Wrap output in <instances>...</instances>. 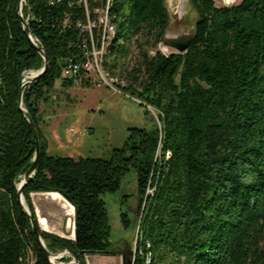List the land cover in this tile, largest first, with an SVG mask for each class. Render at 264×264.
<instances>
[{
	"label": "trees",
	"instance_id": "16d2710c",
	"mask_svg": "<svg viewBox=\"0 0 264 264\" xmlns=\"http://www.w3.org/2000/svg\"><path fill=\"white\" fill-rule=\"evenodd\" d=\"M50 1L27 0L23 7L30 34L49 58L47 73L24 93V114L23 77L41 70L44 60L24 31L21 0H0V264H24L30 255L36 264H51L19 203L18 184L36 152L29 119L41 154L23 191L26 205L36 220L32 194L59 193L75 208V240L38 227L51 253L68 251L82 264L90 255L123 256L127 250L110 241L102 195L116 192L135 169L151 264H264V0L221 7L190 0L194 40L185 53L168 55L158 49L171 23L166 0H116L114 22L124 44L115 47L107 71L121 70L123 90L157 108L163 122L154 132L131 130L106 159L48 153L40 103L57 80L75 84L62 70L81 39L79 31L63 29L67 6ZM134 44L138 54L128 71L123 61ZM122 222L129 226L126 214Z\"/></svg>",
	"mask_w": 264,
	"mask_h": 264
},
{
	"label": "rangeland",
	"instance_id": "374dc122",
	"mask_svg": "<svg viewBox=\"0 0 264 264\" xmlns=\"http://www.w3.org/2000/svg\"><path fill=\"white\" fill-rule=\"evenodd\" d=\"M217 6H226L231 1L214 0ZM241 0H234L231 5ZM171 16L167 38H182L193 34L197 14L190 0H166ZM229 6V5H228ZM133 53L123 61L131 70L138 51L132 45ZM173 50L170 49L169 53ZM27 76L30 73L26 74ZM113 87L104 81H76L74 85L65 87L64 80L59 79L48 95L46 102L40 103L39 127L48 146L51 156L63 158H109L113 151L123 148L131 134V130L140 129L148 132L160 130L162 114L146 100L138 95H131L123 90L128 86L121 70L109 74ZM46 193L32 194V202L40 222V217L48 220L50 229L44 231L73 238L74 216L69 206L50 201L44 197ZM64 198V197H63ZM106 204L111 226L110 241L116 248L126 253L105 256L97 259L89 257L87 264H125V255L134 256L138 225L142 215L139 209L138 177L135 169L130 170L121 180L120 188L114 193L102 195ZM67 206V207H65ZM126 214L129 226L125 227L122 215ZM69 258V256H66ZM60 258V257H59ZM59 260H55L59 264Z\"/></svg>",
	"mask_w": 264,
	"mask_h": 264
},
{
	"label": "built area",
	"instance_id": "2783aa9c",
	"mask_svg": "<svg viewBox=\"0 0 264 264\" xmlns=\"http://www.w3.org/2000/svg\"><path fill=\"white\" fill-rule=\"evenodd\" d=\"M116 0H51L52 6L65 4L69 11H66L62 26L65 30H77L81 35L78 51L69 55L62 70L64 78H71L75 81H104L115 91L120 92L113 87V78L107 71L108 64L112 61L111 54L116 50V46L124 44L118 37L117 24L114 22L113 8ZM234 2L231 1V3ZM227 3L226 6H230ZM35 40V39H34ZM37 42V40H35ZM159 51L168 55L169 50L164 44H160ZM153 54L155 52H152ZM161 151H158L157 157L161 158ZM170 157V153H166ZM152 193L153 190H149ZM69 203V202H68ZM70 204V203H69ZM144 211V210H143ZM142 215L138 225V236L136 237V246L132 264H151L152 253L151 244L143 241L141 233ZM73 221V234L75 230V213ZM74 238V237H73ZM72 238V239H73ZM89 256H86L88 259ZM24 264H36L32 255Z\"/></svg>",
	"mask_w": 264,
	"mask_h": 264
},
{
	"label": "water",
	"instance_id": "95a60500",
	"mask_svg": "<svg viewBox=\"0 0 264 264\" xmlns=\"http://www.w3.org/2000/svg\"><path fill=\"white\" fill-rule=\"evenodd\" d=\"M26 4H27V0H21V4H20L19 9H18L19 16L21 17L22 24L24 26V31H25L26 35L28 36V38H29V40H30V42L32 44V47L40 54V56L44 60V67L41 70L37 71V72H31L30 75H28V76L26 75V76L23 77L22 85L20 87L19 104H20V109H21V111L24 114H27V110H26L25 104H24V93H25L26 89L31 84L36 83L41 77H43L47 73V71L49 69V58H48L44 48L41 47L34 40L32 35L30 34L29 21H30V17L31 16L29 15L27 20H25L23 18V7ZM193 40H194V37L192 35L185 36V37H182V38H172V39L166 37V39H165L163 44L168 49H172L175 52H177L179 54H182V53H185L188 50V48L191 45ZM29 122L31 124L32 130L34 132L35 139H36V152H35L31 167L25 173V175L22 177L21 182L18 184V195H19V203L21 205V209L30 218L35 238H36L38 244L40 245L45 257L47 258V260L51 264H56L55 260L62 259L63 257H66V256H69V258H71V261L69 263H59V264H82L81 262L76 260L74 257H72L71 253L68 252V251H64V252H60V253H57V254H53L47 249L46 244H45L44 240L42 239V237L40 235V232H39V229H38V227H39L41 230H43L41 228V226H40V222L38 220V217H37V220H36L33 217L29 207L26 205V201H25V198H24V195H23V191H24V188L33 180L34 176L36 175L38 162H39L40 154H41L40 139H39V135H38V132H37L36 125L31 119H29ZM46 194H50V193H46ZM66 202H68V201H66ZM73 237L74 238L72 240H75L76 239L75 230H74ZM130 256H131V254H128V255L124 256V259L126 261L125 264H132V260L130 259Z\"/></svg>",
	"mask_w": 264,
	"mask_h": 264
},
{
	"label": "bare ground",
	"instance_id": "6f19581e",
	"mask_svg": "<svg viewBox=\"0 0 264 264\" xmlns=\"http://www.w3.org/2000/svg\"><path fill=\"white\" fill-rule=\"evenodd\" d=\"M228 2L229 1H233V0H227ZM44 197L50 201H53V202H56V203H59V204H63V205H68L70 208L69 212L72 213L74 215L75 213V209L74 207L69 204L68 202H66L64 200V198L59 194V193H50V194H45ZM67 207V206H65ZM40 223H41V226L45 229H50V226H49V223H48V220L46 218H43V217H40Z\"/></svg>",
	"mask_w": 264,
	"mask_h": 264
},
{
	"label": "crops",
	"instance_id": "0c3cea01",
	"mask_svg": "<svg viewBox=\"0 0 264 264\" xmlns=\"http://www.w3.org/2000/svg\"><path fill=\"white\" fill-rule=\"evenodd\" d=\"M89 257H95L97 259H101V258H104L105 256H102V255H90ZM101 261H98V262H94L95 264H99Z\"/></svg>",
	"mask_w": 264,
	"mask_h": 264
}]
</instances>
